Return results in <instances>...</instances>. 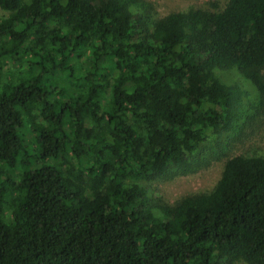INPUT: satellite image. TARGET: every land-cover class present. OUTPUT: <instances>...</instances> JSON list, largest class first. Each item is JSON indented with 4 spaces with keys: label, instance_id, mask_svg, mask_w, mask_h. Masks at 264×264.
I'll return each instance as SVG.
<instances>
[{
    "label": "trees",
    "instance_id": "16d2710c",
    "mask_svg": "<svg viewBox=\"0 0 264 264\" xmlns=\"http://www.w3.org/2000/svg\"><path fill=\"white\" fill-rule=\"evenodd\" d=\"M0 7V264H264V156L174 205L141 184L208 166L209 143L264 117V0Z\"/></svg>",
    "mask_w": 264,
    "mask_h": 264
},
{
    "label": "rangeland",
    "instance_id": "374dc122",
    "mask_svg": "<svg viewBox=\"0 0 264 264\" xmlns=\"http://www.w3.org/2000/svg\"><path fill=\"white\" fill-rule=\"evenodd\" d=\"M151 2L155 8L154 17L161 18L172 13L187 11L190 8H202L210 11L221 10L225 7L228 0H147ZM7 15V12L0 7V18ZM8 68L13 64L7 63ZM218 77L227 85L238 88L245 100L252 93L249 83L243 79L237 72H217ZM239 77V78H238ZM244 82H242V81ZM226 141L220 138L216 142L207 145L206 150L210 156L212 151H217L215 156L210 158L208 166L198 169L195 172L176 176L170 179H160L156 181L141 182L146 189H149L152 206L158 204L174 205L180 199L194 194L209 193L218 183L226 161L237 155H259L264 156V117L261 120H252L242 135L237 137L236 141L229 146L225 153L219 151V143ZM217 149V150H216ZM235 264H246L238 261Z\"/></svg>",
    "mask_w": 264,
    "mask_h": 264
}]
</instances>
